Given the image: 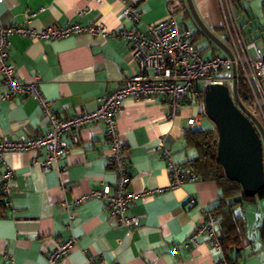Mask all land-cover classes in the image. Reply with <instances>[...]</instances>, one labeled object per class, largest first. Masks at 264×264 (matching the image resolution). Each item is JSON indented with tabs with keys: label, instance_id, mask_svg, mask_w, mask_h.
I'll return each instance as SVG.
<instances>
[{
	"label": "crops",
	"instance_id": "obj_1",
	"mask_svg": "<svg viewBox=\"0 0 264 264\" xmlns=\"http://www.w3.org/2000/svg\"><path fill=\"white\" fill-rule=\"evenodd\" d=\"M191 1L204 25L223 42V34L215 32L222 28L217 0ZM126 5L139 9V22L121 18ZM188 9L187 0H109L101 4L89 0H0V25L42 31L102 23L109 31L145 33L168 17L184 24L181 21ZM28 13H36L30 24H26ZM9 63L21 82L39 83L60 121L95 112L101 99L138 74L129 43L90 35L49 43L13 37ZM6 93L0 77V141L32 139L50 130V120L36 101L23 96L2 101ZM182 108V116L194 112L188 102ZM169 115L165 103L143 105L131 98L118 113L119 138L132 179L130 191L137 195L128 212V216L139 218V226L133 230L116 226L102 200L88 198L76 205L103 187L113 193L116 175L108 163L110 150L102 125L78 131L77 142L66 137L68 153L52 171L34 167L35 160L45 159V151L6 154L5 162L0 161V264H49L54 249L71 238L77 239V247L56 264H228L224 254L214 252L203 238L197 247L190 246V236L204 221L200 208L210 214L220 208L217 184L197 179L157 193L168 189L171 182L167 165L157 153L161 141L167 142L175 164L188 166L195 158L192 150H185L186 144H180L186 132L184 117L173 124ZM8 168L27 177L15 179L6 197L2 178ZM191 201L198 207L190 208ZM254 222L249 229L259 232L263 225ZM257 234L248 233L250 245L240 264H264L261 235Z\"/></svg>",
	"mask_w": 264,
	"mask_h": 264
},
{
	"label": "built area",
	"instance_id": "obj_2",
	"mask_svg": "<svg viewBox=\"0 0 264 264\" xmlns=\"http://www.w3.org/2000/svg\"><path fill=\"white\" fill-rule=\"evenodd\" d=\"M109 0H89L90 3L101 4ZM124 2V0H121ZM225 30L229 55L204 58L205 55L196 47L194 32L184 24L178 23L173 17L151 25L145 33L138 30L119 29L109 31L102 23L86 27L72 26L65 29L53 27L39 31L34 28L5 27L0 25V77L7 93L1 100L23 96L36 101L50 120V130L32 139L0 141V161L5 162L8 153L42 152L46 157L43 161L35 160L34 167L44 172L52 171L67 155L68 144L66 137H72L77 142L76 133L91 125H102L110 154L108 163L116 175L113 193L108 187L94 191L81 198L76 205L84 203L88 198L104 201L105 207L116 219L119 228L136 229L139 218L128 216L130 207L137 199V195L130 191L132 179L126 165V149L120 142L117 117L123 102L129 98L143 105H168L169 121L173 124L184 117L185 131L201 128V121L206 116L204 90L210 85H221L228 89L234 103L237 97L238 81H243L248 88L251 101L249 110L242 105V113L254 124H258L264 132V51L255 43L246 40L239 22V12L234 0H217ZM36 13H28L26 24L35 19ZM121 18H130L139 22L141 12L135 5H126ZM80 35H90L95 38L120 39L129 43L133 53L138 74L125 81L118 89L100 100L99 108L92 113H82L66 120H58L52 113L48 102L40 90L39 83H23L17 77L13 65L9 63L10 39L38 40L43 43L68 40ZM204 37V36H203ZM228 73L230 78L221 74ZM188 102L194 109L193 114L182 116L183 104ZM257 129V127L255 126ZM258 130V129H257ZM260 133V132H259ZM157 153L167 165L170 184L166 190L181 188L188 182L198 178L188 167L177 165L172 159L171 149L166 141H161ZM25 174H16L8 168L2 178L3 194L9 197L13 181L25 180ZM190 208L198 207L196 201H191ZM67 209H71L67 205ZM204 215L203 223L190 236V246L197 247L199 239L203 238L214 252L223 253L221 239L223 233L217 226L216 219L205 209L200 208ZM74 216L70 213V222ZM78 241L71 238L58 245L49 255V264H56L66 258L77 247Z\"/></svg>",
	"mask_w": 264,
	"mask_h": 264
},
{
	"label": "water",
	"instance_id": "obj_3",
	"mask_svg": "<svg viewBox=\"0 0 264 264\" xmlns=\"http://www.w3.org/2000/svg\"><path fill=\"white\" fill-rule=\"evenodd\" d=\"M187 4L204 36L230 56L226 45L204 25L192 1L187 0ZM203 93L206 116L215 125L218 133L217 158L227 179L239 184L245 196L257 198L264 191V132L262 128L258 124L254 125L242 113L241 103L236 98L239 107L236 106L226 87L210 85Z\"/></svg>",
	"mask_w": 264,
	"mask_h": 264
},
{
	"label": "trees",
	"instance_id": "obj_4",
	"mask_svg": "<svg viewBox=\"0 0 264 264\" xmlns=\"http://www.w3.org/2000/svg\"><path fill=\"white\" fill-rule=\"evenodd\" d=\"M234 3L238 7L237 0H234ZM189 11L190 10L188 9V14L190 17H192ZM188 14L186 13L185 17H188ZM242 30L246 40L250 43L256 44L254 40H251L249 38L250 35L245 33L243 27ZM215 32H217L218 34H223V42L227 45V40L224 36L225 30L221 28L217 29ZM194 34V42H196V38L198 37H205L199 28L197 32H194ZM211 45L215 48V51L223 52V50L218 48L213 42H211ZM205 50H207V48L204 50H200L203 55H205ZM217 56L221 55L214 52L211 57ZM237 97L239 102L243 106L246 104L248 105L251 101L247 85L243 81H238ZM182 138L185 140L186 143L185 150L189 149L195 153V158L192 163L188 165V167L195 173L198 180L214 181L217 184L218 189L220 190V208L216 213L212 214V217L217 220V226L219 227V230L223 233L221 243L226 262L228 264H240L241 261H243V254L246 247L250 245V241L248 239L247 222L245 218L241 215H238L234 211V209L237 206L243 205L244 203H255L256 199L245 196L243 189L239 184L233 183L227 179L225 171L220 165L217 158L218 133L216 129H201L200 131L189 130L183 133ZM258 197L264 198V191H262ZM259 232L263 245L262 252L264 253V224L259 229ZM253 255L255 256L256 253H254Z\"/></svg>",
	"mask_w": 264,
	"mask_h": 264
},
{
	"label": "rangeland",
	"instance_id": "obj_5",
	"mask_svg": "<svg viewBox=\"0 0 264 264\" xmlns=\"http://www.w3.org/2000/svg\"><path fill=\"white\" fill-rule=\"evenodd\" d=\"M263 1L264 0H237L238 2V12L239 14V22L246 34L250 35V39L254 40L256 44L263 49L264 51V9H263ZM180 21V20H179ZM183 22L189 29L193 32L198 31V26L195 20L188 16L185 17ZM224 40V39H223ZM196 47L199 50H207L204 51V58L211 57L214 52L223 56V53L220 51H215V48L211 45V42L206 38H196L195 42ZM225 78H230L231 75L228 73L221 74ZM246 108L249 110V106L246 104ZM201 129L202 130H215V125L205 116L201 121ZM181 145H185V141L182 139L180 142ZM179 155H184L183 152H179ZM176 154V155H178ZM175 155V156H176ZM255 203H244L243 205L237 206L234 211L241 215L247 220L248 233L257 234L259 232L255 230H250L254 223L263 225V215H264V198H255ZM249 219V221H248ZM261 226V225H257ZM261 228V227H260ZM259 231V230H258ZM259 236V234H257ZM254 241V239H251ZM261 247V246H260ZM250 249V248H249ZM256 249V247H255Z\"/></svg>",
	"mask_w": 264,
	"mask_h": 264
},
{
	"label": "flooded vegetation",
	"instance_id": "obj_6",
	"mask_svg": "<svg viewBox=\"0 0 264 264\" xmlns=\"http://www.w3.org/2000/svg\"><path fill=\"white\" fill-rule=\"evenodd\" d=\"M264 146V145H263Z\"/></svg>",
	"mask_w": 264,
	"mask_h": 264
}]
</instances>
